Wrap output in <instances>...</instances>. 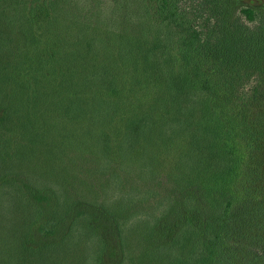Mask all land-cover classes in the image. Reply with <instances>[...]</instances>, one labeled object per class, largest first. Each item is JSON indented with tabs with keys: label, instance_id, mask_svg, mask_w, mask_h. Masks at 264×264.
Wrapping results in <instances>:
<instances>
[{
	"label": "trees",
	"instance_id": "16d2710c",
	"mask_svg": "<svg viewBox=\"0 0 264 264\" xmlns=\"http://www.w3.org/2000/svg\"><path fill=\"white\" fill-rule=\"evenodd\" d=\"M20 3L34 36L30 57L50 96H71L58 110L84 115L74 126L89 133L65 135L71 179L40 187L20 173L0 174V190L9 184L21 194L17 213L2 216L0 252L31 259L69 244L77 228L100 238L93 264L109 254L106 264H220L246 158L220 76L236 55L230 44L221 49L179 0H112L109 17L101 0ZM241 12L255 18L253 8ZM93 147L100 161L84 170ZM25 214L29 223L16 227Z\"/></svg>",
	"mask_w": 264,
	"mask_h": 264
},
{
	"label": "rangeland",
	"instance_id": "374dc122",
	"mask_svg": "<svg viewBox=\"0 0 264 264\" xmlns=\"http://www.w3.org/2000/svg\"><path fill=\"white\" fill-rule=\"evenodd\" d=\"M111 3L112 0H101L105 17L110 16ZM179 4L192 15L196 27L203 29L210 38L215 36L221 49L224 44H230L236 54L235 60L232 58L225 64L220 76L223 83L228 80L226 91L234 102L233 117L240 128V145L246 158L243 175L236 185L238 199L233 221L221 244L222 262L264 264V0H179ZM247 7L256 10L253 20L241 12ZM33 37L20 0H0V109L4 114V119H0V174L20 173L42 187L45 183L56 185L71 179L74 162L69 157L71 145H67L65 135L79 131L87 137L89 130L74 126L82 124L84 115L76 119L69 110L59 112L60 102H69L71 96L63 100L50 96V83L40 75L35 60L30 57ZM100 127L101 123L96 130ZM141 144V141L134 144L132 150ZM97 151L96 147L87 150L81 162H84V170L86 166L97 167L96 161L101 158ZM84 170L82 167L81 171ZM8 186L0 190V222L9 209L16 212V193L21 195L13 186ZM56 209L53 213L56 212L57 218L64 207L59 205ZM50 211L45 208L42 217L45 219ZM25 222L29 223L28 214L17 216L14 225L20 227ZM37 223L33 235L39 244L42 236ZM103 224L97 221L98 227ZM89 231L76 228L69 244L62 245L59 250L34 254L31 259L14 251L0 252L1 262L93 264V257L102 245L100 238ZM9 241L11 245L17 243L14 237ZM12 253L16 255L11 256ZM110 260L109 254L105 262Z\"/></svg>",
	"mask_w": 264,
	"mask_h": 264
}]
</instances>
